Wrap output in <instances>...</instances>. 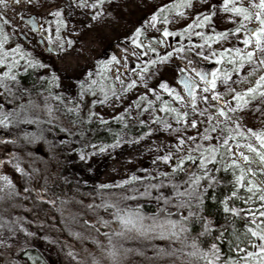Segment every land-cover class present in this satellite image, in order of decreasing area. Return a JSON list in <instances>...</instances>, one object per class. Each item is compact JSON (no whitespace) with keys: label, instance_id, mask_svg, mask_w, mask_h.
<instances>
[{"label":"trees","instance_id":"16d2710c","mask_svg":"<svg viewBox=\"0 0 264 264\" xmlns=\"http://www.w3.org/2000/svg\"><path fill=\"white\" fill-rule=\"evenodd\" d=\"M173 4L178 5V2ZM175 8H169L167 11ZM193 22L194 20L190 23ZM185 27L175 31V35L167 37L169 44L210 45L215 38L213 30H207L206 26L193 27L191 33L184 32ZM196 32L203 33L204 36L210 35L211 41L205 42L204 36H197L194 34ZM151 52V60H156L158 56H163L171 50L155 49L150 50ZM214 54L210 57V65H215L221 70L233 68V64L229 63L233 54L225 53L228 58L224 57L220 65L216 64V57L221 52L215 51ZM111 56L113 55L105 51L95 60L92 70L76 84L78 99L75 100L65 101L56 90L55 82L49 77L35 76L32 68L17 74L15 81L5 79L10 91L0 88L4 89L1 100H5V103L0 102V119L8 116V122L0 125V177L6 176L11 182L9 185L7 181L0 179V188H3V192H0V264H33L27 259V254L36 256L37 261L42 264H93L94 260L96 264H187L188 260L194 261L195 264H204V261L197 257L187 256L192 250L190 247H184L182 251L172 255H157L161 249L169 252L181 249V243L176 240L161 238L159 235H153L150 240L143 237L125 239L112 236V232L118 230V222L112 218L116 209L111 205L133 210L139 206L145 216L157 213L158 207L164 206L163 200L157 199L158 196H172L173 184H179L183 190L187 184L182 182L188 181L192 173L202 174L199 159L186 160L183 171L173 172L171 167L169 171L163 172L169 174L167 177L160 174L138 180L129 178L126 184L107 185L103 188L101 185H83L69 170L68 162L74 153L96 144L107 146L118 143L125 133L144 134L148 130L146 124L139 123L140 117L131 118L129 111L123 112V120L117 118L119 115L109 118L90 116V113L94 114V105L99 103L93 101H104L105 94L110 98L113 96V90L115 93L119 91L110 72V67L115 62L103 66L96 63L97 60H107ZM191 66L192 69L200 68L196 63ZM93 81L96 83L93 84ZM166 98L174 102L171 96L166 97L163 94L157 104L161 106L167 101ZM170 105L169 102L167 106L171 107ZM162 114L175 115L167 111ZM220 127L222 136H229L228 126L221 123ZM235 130H232V135H235ZM242 139L237 137L239 142ZM229 143L233 141L229 140ZM221 153L223 155L218 154L215 165L210 163L207 166L210 169L209 175L216 177L220 182L209 185L208 179L204 178L199 189L203 193V203L194 205V210L200 211L201 216L209 221L208 232L199 235L204 231L203 220L190 217L187 221V244L190 245L192 240H196L200 248L207 250L215 243L220 249L219 264H232V258L240 264H243L244 259H247L249 264H257L253 258H247L245 253L235 249L245 248L247 251L257 252L259 257V252L249 240H254L256 244L260 241L251 237L250 233L246 234L245 225L255 228L256 224L264 222V216L257 215L256 224H253L252 216L245 215V212L258 213L261 211L260 205L264 202L254 196L252 201L245 203L243 198L249 193L243 188L238 190V195L242 198L231 196L234 177L232 168L229 167L225 171V165L234 158L228 156L223 148ZM199 154L191 155L198 157ZM176 163L177 161L174 164ZM239 164L245 168L241 162ZM17 167L21 170L17 171ZM247 178L252 177H246V180ZM146 184L160 186L150 188L151 194L142 196L139 193L144 192ZM64 196L75 200L73 206L77 208L76 213H70L63 207ZM225 196L229 197V208L236 207L238 214L224 212L221 201ZM175 203L176 198L173 197V203L167 205L172 213L171 218L188 216V208L177 210ZM102 204L107 206L98 207ZM94 207L98 212L92 210ZM158 214L166 215L162 211ZM103 221L110 223L106 226ZM105 233L109 235L106 236ZM221 234L223 238L216 239ZM110 236L120 252L115 262L105 251L109 247ZM236 237H240L239 244ZM125 249L131 251L125 252Z\"/></svg>","mask_w":264,"mask_h":264},{"label":"rangeland","instance_id":"374dc122","mask_svg":"<svg viewBox=\"0 0 264 264\" xmlns=\"http://www.w3.org/2000/svg\"><path fill=\"white\" fill-rule=\"evenodd\" d=\"M176 2L183 11V15H179L178 9L175 8L166 11L167 24L163 23L165 13L159 14L155 27L145 24V21L150 20L151 14L157 8ZM184 2L185 0H105L103 5L95 9L77 7L72 0H32L31 4L28 0H2L0 2V57L5 61V63L0 64V74L9 71L10 66L11 73L15 76L32 68L35 76L51 78L56 84L58 93L63 96L65 101H70L78 99L76 84L92 70L95 60L105 51L110 55H115L119 61V63L115 62L111 65L110 72L111 77L116 81V87L119 89L116 96H119L120 99L117 100L116 96H112L104 103L95 104L92 112L94 116L109 118L122 114L124 109L128 108L131 118L139 116L141 120L145 121L148 130L144 134H123L120 141L115 143V147L112 146L113 144L107 146L96 144L74 153L68 162V167L74 178L83 185L117 186L121 184V181H126L133 176L138 179H145L167 172L177 161V156L189 154V147L195 148L197 143L206 147L209 143L217 142L216 137L223 134L221 124L217 132L209 133L213 137L211 141H202L197 134L203 133L204 129L209 127V123L215 127L218 121H224L222 124L227 125L231 130L236 129V126L239 125V129L245 133V137L240 142L241 145L252 143L255 147H260L259 142L255 137L248 134L247 130L248 128L255 131L264 130V103H262L264 98L258 96L257 99L250 101L247 108L237 110L235 113H228L231 119L225 121V118L217 113L216 107H208L199 99L197 100L198 109L207 108V112L204 115H199V112L193 113L191 106L188 105L190 97L183 85L179 83V80L186 74L195 84L199 85L196 92L199 95H205L202 91L204 85L199 77L193 73L191 65L196 63L200 67L204 66L206 72L210 73L213 68H216L215 65H210V57L215 51L222 52L225 48L235 47H239L242 52L251 51L255 47L254 40L252 45L245 48L240 42L245 35L241 31L235 36H228L226 39L215 37L210 45L206 43L178 46L169 44L167 37L162 35L165 27L168 28L169 32L179 31L196 18V13L209 11L212 5H216V12L212 17V25H214L215 31L235 29L239 25L240 17H233L232 13L220 10L223 0H191L192 7H185ZM235 2L238 5L241 3L244 6L248 5V0H235ZM57 9L61 10V18L64 21L59 32L60 40L63 41V50L60 48V41L56 39L57 18L49 15ZM98 11H102L103 14L97 20H92L91 16ZM250 11L253 13V17L250 21L244 22L245 26L257 27L258 24L254 16L257 9L250 8ZM29 16L32 21H35V25L28 23ZM230 17L233 19H229ZM4 20H7L8 23H4ZM212 25H206V29L213 30ZM137 27L142 28V33L138 39L143 47L133 45L130 39ZM48 37L52 38L51 43ZM68 41H72L71 46H69ZM17 45H19V49L13 52V49H17ZM181 47L184 49L183 52L174 51V49ZM153 48L157 50L169 49L173 54L162 63L157 62L154 66L149 65V71L143 74V79H140L138 65L143 67L148 60H151L152 52L150 53V50ZM200 52L203 55H198ZM140 53H144V55H140ZM230 53L235 56L234 52ZM205 56H208L209 59H205ZM224 57L228 58L226 54ZM189 60L192 61L191 64L188 63ZM33 61H38L44 67L34 66ZM250 67H255V65H245L240 70L239 77H245V79L239 84H232L236 91L242 92L255 84L260 72L248 76L247 72ZM178 69H184V74L178 72ZM231 69L226 70L230 71ZM53 74L55 79L52 78ZM239 77L235 72L231 73L232 81L239 79ZM132 80L136 81V86L128 88V83ZM161 81L167 82L183 97L182 102H173L170 98H166L171 107L177 108L180 112L188 113L187 118L179 124L175 115L164 116L160 111L161 106L157 104L156 95L165 94L166 97L169 96L168 93L158 87ZM225 87L218 81L216 91L224 92ZM125 88L128 90L124 91ZM148 88L155 89V94L148 91ZM142 94L147 99L139 101L140 108H137L134 101H137ZM234 94L229 93L222 99L213 100L211 103L217 107H225L223 101L228 100L234 106L235 102L231 100V96ZM208 95L210 96V93ZM3 96L4 89H0V102L5 103L4 99L1 100ZM148 100H151L152 104L145 107L143 103L147 104ZM208 115L213 117L211 122L207 119ZM157 117L160 122L154 119ZM197 118L202 123H198L196 128L190 127L191 120ZM165 123L170 127L165 128ZM149 129L152 131L149 132ZM174 129L176 131H173ZM178 136L185 139L182 152H178L174 147L178 143ZM188 136L197 137V139L194 142L188 141ZM231 144L234 152H244L250 157L253 161L252 166L264 168V164H261L256 153L249 152L243 146L236 149L235 142ZM100 148H104V151H99ZM169 152L174 155L167 163L156 159L157 156H163ZM197 153L199 152L193 151L190 154ZM82 155L83 159H81ZM233 158L241 162L246 169L249 166L242 156L237 154ZM252 178L260 185H264L259 175ZM67 197L64 196L62 200L63 207L70 213H76L77 208L73 206L75 200L71 199L70 196ZM95 207L98 209L97 205ZM95 207L92 210L98 212ZM26 256L31 263L42 264L37 261L36 256L31 254Z\"/></svg>","mask_w":264,"mask_h":264},{"label":"snow or ice","instance_id":"6c2138e0","mask_svg":"<svg viewBox=\"0 0 264 264\" xmlns=\"http://www.w3.org/2000/svg\"><path fill=\"white\" fill-rule=\"evenodd\" d=\"M2 2V0H0ZM29 4H31L32 0H28ZM73 3L76 4L77 7H91L93 9L97 8L100 5H103L105 0H72ZM231 5V6H229ZM71 6V5H70ZM185 7H192L193 4L191 0H185L184 2ZM176 7L178 9V14L183 15V11L181 10L179 5L172 4V5H163L154 11L149 21H145L146 25H149L151 27H155L156 23L159 19V14L165 13V18L163 23H168V18L166 15V11L169 8ZM250 8H255L257 11L254 13L255 21L257 22V27H248L245 26V21H250L253 17V13L250 11ZM220 10L222 12H228L232 13L233 17H240L239 25L235 29H228L225 31H215L214 25H212V17L215 15L216 12V5H212L211 9L209 11L205 12H198L196 13V17L198 19H194L193 23H189L186 25L184 32L191 33L193 27H205L206 25H212L213 32L216 38L218 39H226L228 36H235L236 33H239L241 31L244 32V38L242 41H240L245 48H247L249 45L253 44V40L255 43V47L251 51H244L242 52L239 47L235 48H225L219 56L216 57V64L220 65L221 61L224 59L225 53L234 52L235 56L231 58L229 63L233 64V68L229 70H221L220 68H213L210 73L204 72L202 70H197L195 68L192 69V71L195 72V74L199 77L200 81L203 83L204 87L202 89L203 93L205 95H199V93L196 92V89L199 87V85L195 84L190 78L187 77L185 74L182 79L179 80V83H181L187 93V95L190 97V100L188 102V105L191 106L192 112L197 113L199 112V115H204L207 112V108L201 110L197 107V100L199 99L202 101L205 105L208 107H216L217 113L225 118V121L231 119V117L228 116V113H235L237 110H243L249 106V103L251 100L257 99V97L264 98V0H248V5L244 6L243 3L237 4L235 0H223V3L220 5ZM102 11L95 12L92 16V20H97L101 15ZM49 15H53L57 18V37L56 39L60 41V48L63 50V41L60 40L59 32H60V26L63 25L64 21L61 18V10L57 9L54 12L49 13ZM233 17H230L229 19H233ZM4 23H8L7 20H4ZM28 23L35 25V21L31 20V17H28ZM142 33V28L137 27L135 31L132 33V36L130 37L132 44L137 47H143L142 44H140L138 37ZM174 32H169L168 28L165 27L163 29L162 35L164 37L175 35ZM197 36H204L203 33L196 32L194 33ZM6 39V37H4ZM49 42H52V38L48 37ZM212 37L204 36L205 42L211 41ZM163 43V41H160ZM69 46H71L72 41H68ZM203 47V45H201ZM19 49V45H17V49H13V52ZM127 51V50H125ZM151 51H155V49H151ZM175 52H183L184 49L181 47L179 49H174ZM135 54V53H134ZM172 52H167L163 56H158L156 60H148L143 67L139 68V78L143 79V74L147 73L149 71V65L154 66L157 61L164 62L169 57L172 56ZM140 55H144V53H140ZM198 55H203L202 52L198 53ZM212 55H215L214 53ZM205 59H209L208 56L204 57ZM238 58V60H237ZM116 62L119 63V61L116 59V57L113 55L109 57L107 60H97L96 63L98 65H110L111 63ZM5 63L4 59L0 57V64ZM189 64L192 63L191 60L188 61ZM32 64L38 65L40 67H44L43 64H40L38 61H33ZM245 65H255V67H250L248 69L247 75L253 76L257 72H260V75L256 79V82L253 86L248 87L244 89L242 92L236 91L235 88L232 87V84H239L242 82V80L245 79V77H239L240 70L245 67ZM11 66L9 67V71H5L2 74H0V88H4L5 90L10 91L8 88V83L5 81L4 78H7V80L15 81L16 77L14 74L11 73ZM178 72L184 74V69H178ZM235 72L239 79L232 81L231 80V73ZM53 79H55V75L53 74ZM119 79V77H117ZM218 81L222 84H224L225 91L224 92H218L217 89V83ZM93 84L96 83V81L92 82ZM136 86V81L132 80L128 83V88H133ZM160 89H162L164 92L168 93L169 96L173 98L176 102H182L183 97L176 92V90L171 87L167 82L161 81L158 85ZM128 89L125 88L124 91H127ZM148 91L153 92L155 94V89L148 88ZM84 92V84H81V95H83ZM210 93V96L208 95ZM229 93H235L231 96V100L235 101V105L233 106L231 103H229L228 100H224L225 107H217L216 105H213L211 101L213 100H220L223 97L227 96ZM113 96H116L115 91L113 90ZM116 99L119 100L120 97L116 96ZM146 96L143 94L138 97L137 101H134L137 108H140V104L138 101L146 100ZM156 99L159 100L160 96L156 95ZM108 100V95L105 94V100L104 101H93V103L99 102L104 103ZM168 101H164L163 104H161L160 111H167L169 113H175V119L177 123L179 124L181 121L185 120L188 116L187 112H180L175 107H168ZM262 103H264V99H262ZM152 104L151 100L147 101V104L145 107H148ZM71 111V109H69ZM129 111L128 108L124 109V113H127ZM10 115V114H9ZM94 115L90 113V116ZM117 118L123 120L124 114H120ZM159 121V118H154ZM207 119L209 122L213 119L212 115H208ZM8 122V116L5 115L4 119H0V125H5ZM32 122V121H30ZM101 122L104 121L101 119ZM140 124H145V121L140 120ZM198 123H202L198 118L192 119L190 127L196 128ZM221 123H224V121H218L217 125L214 127L209 123V127H206L204 129L203 133H198V137L200 140H207L211 141L213 137L209 133L217 132L219 125ZM227 126V125H226ZM165 128H169L170 125L164 124ZM152 130L149 129V132ZM173 131H176L175 129ZM222 131V130H221ZM232 130L229 129V136H220L218 135L216 137V144L209 143L206 147L202 144L197 143L195 145V148L189 147L187 155L177 156V163L172 166V171H183V165L186 160H194L199 159V169L202 174L192 173L189 176L188 181H183L182 183H186L187 187L183 190L180 189L179 184H173V191L172 196H164L161 194L157 197L158 200H163L164 206L158 207L157 213L152 214L151 216H145L140 210L139 206L135 210L131 208L126 209H120L115 204L111 205L116 210L113 213V220L118 222V230H115L112 232V236L115 237H122L125 239H135L137 237H143L145 239H152L153 235H159L161 238H167L171 240H176L181 243L182 248L181 249H173L171 252L161 249L157 255H172L174 252L182 251L184 247H190L192 250L187 253V256L189 257H197L200 260L204 261V264H219L220 261V249L218 246L213 243L210 245V247L205 250L198 246L196 240H192L191 244L188 245L187 241L189 240L188 236V226L187 221L190 217H198L203 220L204 225V231L199 233V235H205L208 232V225L209 221L206 218H203L201 216L200 211L194 210V205L199 206L203 203V193L199 191L201 187V181L204 178L208 179L209 185L213 183H219L220 181L213 176L209 175L210 169L207 167L210 163L215 165L217 162V156L218 154L223 155L221 153V149L223 148L228 156H235L240 155L243 157V160L249 165L247 167V170L245 171V168L242 167L239 162L236 159H231L228 165H225V171L228 170L229 167L232 168V174L234 177V183H233V190L231 192L232 197L242 198L238 195V190L243 188L245 192L249 193L246 198L244 199L245 203H249L253 200V197L255 196L260 201L264 202V187H261L260 185L256 184L252 178L246 177H256L259 175V178L262 182H264V168H257L252 166L253 161L250 159L248 155H246L244 152H234L232 144L229 143V140H232L235 142L236 149H240L241 146L246 148L249 152L256 153V155L259 157V161L261 164H264V130L255 131L252 128H248L247 132L252 137H255V139L259 142L260 147H255L252 143H244L241 145V143L237 140V137L244 138L245 133L239 129V125L236 126L235 135L231 134ZM197 137L188 136V141H195ZM178 143L174 145V147L177 149L178 152H182L183 148L182 146L185 144V139L182 137H177ZM222 140V143H221ZM118 142V141H117ZM113 147L116 146V144L112 145ZM99 151H104V148H100ZM193 151L199 152L198 157L192 156L190 153ZM173 153L169 152L166 155L163 156H157V160L163 161L164 163H167L172 157ZM83 155L81 156V159H83ZM155 163V161H154ZM21 169L17 167V171H20ZM237 171L239 174H237ZM163 176L167 177L168 173H162ZM0 179H3L8 182L10 185L11 182L8 181V178L0 177ZM131 180L138 179L137 177L133 176L130 178ZM121 184H126L128 181H121ZM160 185L158 184H146L145 190L142 193H139L140 195H150V188H158ZM100 187H107V185H101ZM134 191V189H133ZM0 192H3V188H0ZM173 197L176 198L175 207L177 210L183 209L185 207L188 208V216H181L179 219H172V213L168 209L167 205L173 203ZM130 197H125V199H129ZM186 198V199H185ZM229 200L228 196L224 197V200L221 201V203L224 205V212L228 213L231 211L234 214H238V209L236 207L229 208V205L227 201ZM101 206H107V205H99ZM91 207V206H90ZM261 211L258 213L246 211L245 215L252 216V223L256 224V216H264V203L260 205ZM164 212L166 215H159V212ZM103 223L107 226L110 222L109 221H103ZM264 222H261V224H256V227H246V234L250 233L251 237L257 238L260 243L256 244L254 240H249V243L252 244L253 248L257 249L259 252V257H257V252L253 251H247L245 248L237 247L235 251L245 253V256L247 258H253L257 262V264H264ZM135 235H130V234ZM106 236H108V233H105ZM223 234L216 237V239H222ZM237 241H240V237H236ZM107 252V255L113 262L117 260V257L120 255V252L118 250V247L116 244H113L111 236L109 237V247L105 250ZM131 251L130 249H125V252ZM93 264H96V261H93ZM187 264H195L194 261L188 260ZM232 264H240L239 261L235 260V258H232ZM243 264H249V261L247 259H244Z\"/></svg>","mask_w":264,"mask_h":264},{"label":"water","instance_id":"95a60500","mask_svg":"<svg viewBox=\"0 0 264 264\" xmlns=\"http://www.w3.org/2000/svg\"><path fill=\"white\" fill-rule=\"evenodd\" d=\"M199 70H202V71L206 72V69H205L204 66H201V67L199 68Z\"/></svg>","mask_w":264,"mask_h":264}]
</instances>
